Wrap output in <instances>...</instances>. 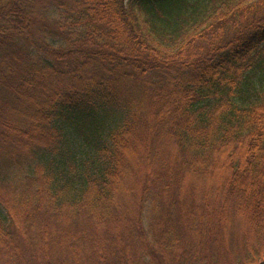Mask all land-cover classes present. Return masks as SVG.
<instances>
[{
	"label": "trees",
	"instance_id": "16d2710c",
	"mask_svg": "<svg viewBox=\"0 0 264 264\" xmlns=\"http://www.w3.org/2000/svg\"><path fill=\"white\" fill-rule=\"evenodd\" d=\"M0 264H264V0H0Z\"/></svg>",
	"mask_w": 264,
	"mask_h": 264
},
{
	"label": "rangeland",
	"instance_id": "374dc122",
	"mask_svg": "<svg viewBox=\"0 0 264 264\" xmlns=\"http://www.w3.org/2000/svg\"><path fill=\"white\" fill-rule=\"evenodd\" d=\"M66 4H69V0H64Z\"/></svg>",
	"mask_w": 264,
	"mask_h": 264
}]
</instances>
